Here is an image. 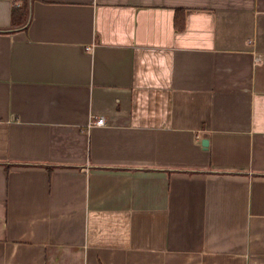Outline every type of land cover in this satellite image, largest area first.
<instances>
[{"label":"crops","instance_id":"obj_1","mask_svg":"<svg viewBox=\"0 0 264 264\" xmlns=\"http://www.w3.org/2000/svg\"><path fill=\"white\" fill-rule=\"evenodd\" d=\"M0 264H264V0H0Z\"/></svg>","mask_w":264,"mask_h":264},{"label":"built area","instance_id":"obj_2","mask_svg":"<svg viewBox=\"0 0 264 264\" xmlns=\"http://www.w3.org/2000/svg\"><path fill=\"white\" fill-rule=\"evenodd\" d=\"M104 124L105 119L103 117H99L93 123H91V126H103Z\"/></svg>","mask_w":264,"mask_h":264},{"label":"water","instance_id":"obj_3","mask_svg":"<svg viewBox=\"0 0 264 264\" xmlns=\"http://www.w3.org/2000/svg\"><path fill=\"white\" fill-rule=\"evenodd\" d=\"M208 144H209L208 137L205 136L204 137V140L202 142V145H203L204 148H207L208 147Z\"/></svg>","mask_w":264,"mask_h":264}]
</instances>
